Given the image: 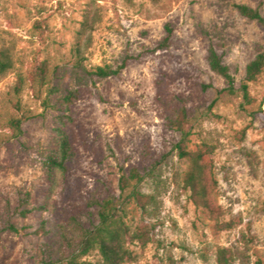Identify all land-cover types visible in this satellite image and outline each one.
I'll return each instance as SVG.
<instances>
[{
  "label": "rangeland",
  "instance_id": "374dc122",
  "mask_svg": "<svg viewBox=\"0 0 264 264\" xmlns=\"http://www.w3.org/2000/svg\"><path fill=\"white\" fill-rule=\"evenodd\" d=\"M234 3L264 12V0H0V50L9 47L14 57V69L0 75V116L26 117L22 135L0 146V226L9 209L19 229L0 232V264H43L45 245L55 264H68L64 234L79 237L98 223L96 200L124 199L119 180L131 166L144 175L137 187L157 201L127 207L133 228L148 225L153 239L146 246L130 241L134 259L126 264H219L220 247L233 255L229 264H264V72L250 84L254 100L247 103L241 91L225 90L206 60L214 44L239 86L264 50V29ZM87 16L91 28H83ZM168 23L171 44L159 49ZM124 58L116 76L85 73ZM44 61L81 90L66 124L77 156L52 178L44 160L59 112L43 105L50 85L31 79ZM19 74L26 86L17 110L8 99ZM166 103L186 105L193 141L213 146L220 221L233 222L230 228L221 229L184 187L188 162L175 147L179 133L167 126ZM78 260L97 264L100 254L92 249Z\"/></svg>",
  "mask_w": 264,
  "mask_h": 264
},
{
  "label": "trees",
  "instance_id": "16d2710c",
  "mask_svg": "<svg viewBox=\"0 0 264 264\" xmlns=\"http://www.w3.org/2000/svg\"><path fill=\"white\" fill-rule=\"evenodd\" d=\"M237 12L250 21H255L264 29V12L261 6H250L245 3H234ZM93 21L87 16L83 28H91ZM173 27L171 23L166 24V34L158 43L157 48H167L172 41ZM78 58L82 55V42L78 41L74 47ZM206 60L210 69L222 77L226 83L225 90L229 93L242 92L247 103L254 99L250 93V84L258 80L264 72V50H259L255 57L247 64L245 75L239 86L231 67L224 61L222 54L218 52L214 44H210ZM128 58H124L117 67L98 66L94 70H85L86 74L96 75L100 78L116 76L127 66ZM47 61L34 71L32 80L40 85L49 84V92L43 99L45 107H51L59 112L56 116V138L50 148L45 160L44 167L50 178L56 170L66 172L68 163L77 156L74 139L71 132L66 128L68 121L72 120V105L81 98V90L72 86H66L61 76L51 73ZM14 69V57L11 48L5 47L0 50V75H6ZM26 86V77L19 74L15 84L9 92V105L15 109L22 108L21 94ZM25 116H19L13 112H8L0 116V126L8 127L11 133L0 132V146L10 142L12 139L19 138L23 133V122ZM166 123L169 128L179 133L180 137L176 143V149L180 158L187 160L188 167L184 173V187L189 190L193 202L203 209L207 215L218 224L223 210L217 201L216 185L217 180L214 174L213 162L210 158L213 153V146L207 142H195L192 139V132L189 128L190 111L186 105L166 103ZM144 175L136 166L124 169L120 176V189L127 194L124 199L114 196L96 200L98 205V223L86 230H83L79 237L64 234L65 246L61 251H68L71 258L68 264H87L86 261H79L78 258L87 255L92 249L100 254L97 264H126L134 259L133 250L129 246L130 241H139L146 246L152 241V236L148 225L139 224L135 228L129 219L128 206L133 205V211L144 210L148 205L157 201L156 196L151 193H144L137 184L143 179ZM30 210L24 208L20 211L26 216ZM260 212L264 214V202L260 207ZM222 228H230L233 222H223ZM11 230L19 231L16 224L11 220V212L7 209L1 217L0 232ZM52 247L45 245L43 249V264H55ZM78 249V253H75ZM233 255L225 247L218 249L217 260L219 264H229Z\"/></svg>",
  "mask_w": 264,
  "mask_h": 264
}]
</instances>
